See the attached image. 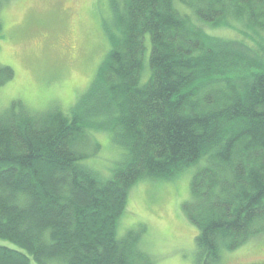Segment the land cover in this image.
I'll return each instance as SVG.
<instances>
[{
	"label": "trees",
	"instance_id": "1",
	"mask_svg": "<svg viewBox=\"0 0 264 264\" xmlns=\"http://www.w3.org/2000/svg\"><path fill=\"white\" fill-rule=\"evenodd\" d=\"M179 1L197 24L174 0H108L109 50L69 114L0 110V264H143L139 233L116 235L128 191L192 164L199 264L264 231V0ZM88 129L125 151L109 179L84 163Z\"/></svg>",
	"mask_w": 264,
	"mask_h": 264
},
{
	"label": "rangeland",
	"instance_id": "2",
	"mask_svg": "<svg viewBox=\"0 0 264 264\" xmlns=\"http://www.w3.org/2000/svg\"><path fill=\"white\" fill-rule=\"evenodd\" d=\"M175 8L199 19L179 0ZM108 0H0V66H9L13 77L0 86V110L19 102L30 111L56 107L63 113L84 94L95 78L109 42L102 25L108 21ZM209 35L236 38L231 29L204 27ZM144 64L150 51L146 36ZM86 164L103 180L112 176L124 150L111 132L88 129ZM192 164L172 180L141 179L129 189L126 206L117 220L116 235L139 233L138 247L146 264H199L196 261V226L182 204L190 199ZM264 260V231L234 250H223L220 264H247Z\"/></svg>",
	"mask_w": 264,
	"mask_h": 264
},
{
	"label": "flooded vegetation",
	"instance_id": "3",
	"mask_svg": "<svg viewBox=\"0 0 264 264\" xmlns=\"http://www.w3.org/2000/svg\"><path fill=\"white\" fill-rule=\"evenodd\" d=\"M247 264H264V260L252 261V262L247 263Z\"/></svg>",
	"mask_w": 264,
	"mask_h": 264
}]
</instances>
